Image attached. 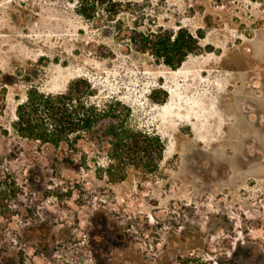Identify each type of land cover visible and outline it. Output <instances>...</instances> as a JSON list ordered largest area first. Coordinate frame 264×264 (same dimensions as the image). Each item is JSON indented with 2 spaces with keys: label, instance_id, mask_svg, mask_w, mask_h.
<instances>
[{
  "label": "rangeland",
  "instance_id": "obj_1",
  "mask_svg": "<svg viewBox=\"0 0 264 264\" xmlns=\"http://www.w3.org/2000/svg\"><path fill=\"white\" fill-rule=\"evenodd\" d=\"M82 1L0 0V264H264V0ZM181 27L202 50L177 69L131 40ZM80 77L162 138L157 170L110 182L107 143L15 132L31 87Z\"/></svg>",
  "mask_w": 264,
  "mask_h": 264
},
{
  "label": "trees",
  "instance_id": "obj_2",
  "mask_svg": "<svg viewBox=\"0 0 264 264\" xmlns=\"http://www.w3.org/2000/svg\"><path fill=\"white\" fill-rule=\"evenodd\" d=\"M99 1L83 0L80 14L93 18ZM202 36L201 32L195 35L185 27L178 31L160 28L134 30L131 40L138 50L149 52L158 62L177 69L190 54L202 50L199 40ZM96 94L93 84L85 77L73 80L65 91L59 93H45L31 87L26 99L17 106L13 128L22 138L39 144L51 143L55 147L66 142L76 148L80 140L94 142L101 148L107 143L110 163L100 167L98 173L100 176L107 174L110 182L124 180L129 166L148 172L157 170L165 150L162 138L132 127L129 124L131 107L121 100L112 98L97 102L93 100ZM67 162L74 169L81 168V164L72 159ZM2 198L0 191V208L4 210ZM181 262L215 264L200 257H187Z\"/></svg>",
  "mask_w": 264,
  "mask_h": 264
}]
</instances>
